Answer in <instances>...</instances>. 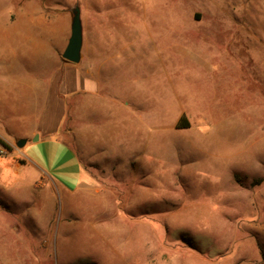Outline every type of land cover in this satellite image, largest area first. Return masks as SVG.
Instances as JSON below:
<instances>
[{
	"label": "rangeland",
	"instance_id": "rangeland-1",
	"mask_svg": "<svg viewBox=\"0 0 264 264\" xmlns=\"http://www.w3.org/2000/svg\"><path fill=\"white\" fill-rule=\"evenodd\" d=\"M32 1L52 72L80 7L99 84L68 98L76 191L0 161V264H264V0Z\"/></svg>",
	"mask_w": 264,
	"mask_h": 264
},
{
	"label": "crops",
	"instance_id": "crops-1",
	"mask_svg": "<svg viewBox=\"0 0 264 264\" xmlns=\"http://www.w3.org/2000/svg\"><path fill=\"white\" fill-rule=\"evenodd\" d=\"M20 20L25 25V35H20ZM51 24L50 12L32 0L7 12L0 9V139L22 156L16 163L18 170L28 166L40 178L47 177L54 185L72 192L84 178V166L61 137L73 133L64 125L68 98L93 95L99 83L91 71L86 74L90 79L83 74V50L78 64L62 60L56 51L58 61L52 72L51 36L52 31L55 36L56 33ZM19 37L26 41L30 52L29 57H21L22 61ZM67 44L65 37L62 51ZM20 139L27 141L21 149L17 147ZM75 141L79 144L77 138ZM3 202L7 203L0 201V208Z\"/></svg>",
	"mask_w": 264,
	"mask_h": 264
},
{
	"label": "water",
	"instance_id": "water-1",
	"mask_svg": "<svg viewBox=\"0 0 264 264\" xmlns=\"http://www.w3.org/2000/svg\"><path fill=\"white\" fill-rule=\"evenodd\" d=\"M83 26L81 20L80 7H75L72 11L71 34L68 44L62 54V58L68 62L78 64L82 58L83 50ZM25 139H20L17 142L19 149L26 145Z\"/></svg>",
	"mask_w": 264,
	"mask_h": 264
},
{
	"label": "built area",
	"instance_id": "built-area-1",
	"mask_svg": "<svg viewBox=\"0 0 264 264\" xmlns=\"http://www.w3.org/2000/svg\"><path fill=\"white\" fill-rule=\"evenodd\" d=\"M10 153L9 148L0 144V161Z\"/></svg>",
	"mask_w": 264,
	"mask_h": 264
},
{
	"label": "trees",
	"instance_id": "trees-1",
	"mask_svg": "<svg viewBox=\"0 0 264 264\" xmlns=\"http://www.w3.org/2000/svg\"><path fill=\"white\" fill-rule=\"evenodd\" d=\"M185 118H183V120H184ZM186 122V121H185ZM186 127H189V123L188 122H186ZM0 144H2V145H4V146H6L7 148H9L10 149V146H9V144L8 143H6L4 140H2V139H0Z\"/></svg>",
	"mask_w": 264,
	"mask_h": 264
}]
</instances>
